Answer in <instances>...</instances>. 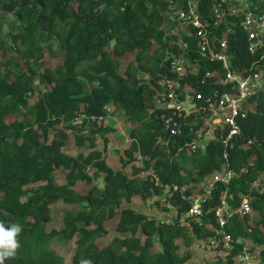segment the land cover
<instances>
[{
	"label": "trees",
	"instance_id": "16d2710c",
	"mask_svg": "<svg viewBox=\"0 0 264 264\" xmlns=\"http://www.w3.org/2000/svg\"><path fill=\"white\" fill-rule=\"evenodd\" d=\"M218 1L198 0L203 18H213ZM250 1L264 6V0ZM181 2L186 5L188 0ZM173 4L174 0H0V221L22 227L20 248L4 264H66L52 245L71 242L75 245L71 264H187L195 241L217 235L214 213L200 223L191 217L184 224L167 223L125 206L136 196L148 200L164 193V187L139 177L137 153L149 159L146 167L154 165L163 186H178L170 202L182 213L189 209L190 194L225 162L219 141H212L205 151H180L190 140L189 130L171 136L163 128V112L156 109V81L171 75L166 57L177 51L172 41L181 38L164 29V13ZM228 22L233 27L228 34L232 65L239 68L255 61L264 70V52L250 55L246 33L232 18ZM224 29L222 24L213 33L220 36ZM182 38L195 49L194 38ZM46 54L59 56L62 63L46 67ZM129 54L135 58L122 73ZM218 65L203 62L192 80L200 91L229 90L215 78L208 80L207 87L199 84ZM35 84L45 90L30 103ZM249 105L255 109L240 121L241 135L228 159L239 169L253 157L254 166L228 188L219 184L205 207L214 208L227 189L233 206L244 195L250 196L253 213L234 217L225 227L232 235L226 261L205 264H234V257L247 245L262 247L264 264V192L250 186L264 175V90ZM106 106L123 113L132 126V142L120 158L123 169L106 160L108 135L114 129L89 120L104 114ZM69 133L86 153L65 151ZM99 137L104 149H98ZM249 139L252 146L243 147ZM60 169L65 171L64 182L56 179ZM95 180H101L102 186ZM78 182L85 183L87 191H77ZM59 202L76 209L66 210L62 226L49 230L52 207ZM115 215L121 236L100 246L98 240L108 234L106 223ZM156 240L159 251H153Z\"/></svg>",
	"mask_w": 264,
	"mask_h": 264
},
{
	"label": "built area",
	"instance_id": "2783aa9c",
	"mask_svg": "<svg viewBox=\"0 0 264 264\" xmlns=\"http://www.w3.org/2000/svg\"><path fill=\"white\" fill-rule=\"evenodd\" d=\"M172 9L173 17L185 29L182 32L178 31V28L173 31V34H178L181 38L172 41L177 46V51L166 57L171 75L156 81L159 87L156 109L163 112V128L171 136L182 134L184 129L189 130L190 140L185 142V148H180V151L188 154L205 151L212 141H219L224 146L225 162L190 194V206L184 213L179 212L170 202L178 186H163L154 165L145 166V162L149 160L147 157L137 153L135 162L141 167V179L151 181L156 187H164L162 195L153 197L164 209L161 211L163 216L166 215L163 221L174 223L177 220L184 224L185 220L191 217L200 223L203 217L207 218L208 214L214 213L219 226V230L216 229L217 235L199 244L211 249L216 260L226 261L231 249L232 235L225 231V227L234 217L245 218L253 213L251 198L244 195L240 203L233 206L229 202L226 189L214 208H206L205 204L211 200L219 184L228 188L234 178L247 173L249 168L254 166L251 157L237 169L230 165L228 154L241 135L240 121L247 116L248 101L264 90V70L259 64L253 61L249 66L239 68L232 65V56L228 53V34L233 31V27L229 25L228 18H232L233 24L246 33L247 52L255 57L260 51L264 52V6H254L250 0H220L213 7L212 19L202 17L198 0H188L186 5L181 0H174ZM237 19L240 21L236 22ZM222 24L225 29L217 36L213 31L218 30ZM183 35L195 39L194 50L190 42L182 38ZM192 51L196 56L191 54ZM205 61L217 63L219 68L208 70L199 84L207 87L208 80L215 78L217 82L228 85L229 90L220 93L215 90L202 92L193 84V78L199 74ZM112 112L113 108L106 106L104 114L92 115L89 120L101 125ZM252 144L253 140L249 139L242 146L250 147ZM250 186L251 190L263 193L264 175L260 174ZM261 249L262 247L245 246L243 251L234 257V264H263Z\"/></svg>",
	"mask_w": 264,
	"mask_h": 264
},
{
	"label": "rangeland",
	"instance_id": "374dc122",
	"mask_svg": "<svg viewBox=\"0 0 264 264\" xmlns=\"http://www.w3.org/2000/svg\"><path fill=\"white\" fill-rule=\"evenodd\" d=\"M174 10L171 9L169 12L164 13V29L166 34H173V31L178 28V31H183L185 27L181 25V23L173 17ZM135 55L129 54L124 60L123 65L121 67V72L124 73L126 65L133 61ZM45 66L54 68L62 63V60L59 56H53L50 54H46L44 58ZM35 91L33 96L30 99V103H34L40 97L41 93L45 90L43 86H39L35 84ZM246 109H255V105H249ZM9 120V119H8ZM7 120V121H8ZM78 122V121H77ZM100 126L99 124H96ZM102 126H110L114 129L112 133L108 135V144L106 145L105 153L106 160L110 166L115 169H123L120 158L124 155V150L129 147L132 142V139L129 135L131 125L126 122V116L118 110H114L111 115L107 117V120L101 124ZM104 141L99 137L98 149H104ZM65 151L71 155H76L79 152L86 153V149H79L74 143V135L69 133V139L67 145L65 147ZM130 165L127 166L124 170L130 171ZM90 173H93V170L90 169ZM65 171L60 169L56 172V179L59 182H64ZM95 184L102 186L101 180H95ZM88 186L83 182H78L76 190L79 192L87 191ZM125 206H129L128 203H125ZM131 206V205H130ZM132 208L137 211L148 214L150 217L157 218L160 220H164L166 215L163 216L161 211L164 210L161 207V203L156 198H150L148 200H143L141 197H138L132 203ZM76 205L66 204L64 202H59L55 206L52 207V219L48 224V229L51 230L53 228H59L62 226L63 217L66 210H75ZM256 216V215H254ZM118 221V215L113 216L107 223L106 229L108 234L103 238L98 240V244L100 246L107 245L111 242L114 237L121 236L120 233L117 232L116 226ZM188 221L186 220V223ZM181 245V242H180ZM52 247L64 257L66 264H71V258L75 250L74 242L69 243L65 246H58L53 244ZM160 246L157 243V240L154 245L153 251H159ZM186 248L181 245L180 252H184ZM192 253V259L187 264H205V263H213L216 261V256L213 255L211 249L207 247H203L198 241H195L194 244L189 248Z\"/></svg>",
	"mask_w": 264,
	"mask_h": 264
},
{
	"label": "clouds",
	"instance_id": "9594fccd",
	"mask_svg": "<svg viewBox=\"0 0 264 264\" xmlns=\"http://www.w3.org/2000/svg\"><path fill=\"white\" fill-rule=\"evenodd\" d=\"M22 227L18 223L6 225L0 221V264H4L5 260L11 259L16 255L20 248L18 239Z\"/></svg>",
	"mask_w": 264,
	"mask_h": 264
},
{
	"label": "crops",
	"instance_id": "0c3cea01",
	"mask_svg": "<svg viewBox=\"0 0 264 264\" xmlns=\"http://www.w3.org/2000/svg\"><path fill=\"white\" fill-rule=\"evenodd\" d=\"M110 126H112V125H110ZM136 198H138V196L134 197L131 203H128V204H129V207L132 206V203L134 202V200H135ZM130 205H131V206H130ZM145 214H146V213H145Z\"/></svg>",
	"mask_w": 264,
	"mask_h": 264
}]
</instances>
